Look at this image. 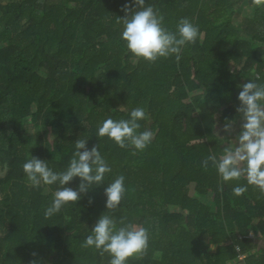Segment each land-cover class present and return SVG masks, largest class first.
<instances>
[{
    "label": "trees",
    "instance_id": "16d2710c",
    "mask_svg": "<svg viewBox=\"0 0 264 264\" xmlns=\"http://www.w3.org/2000/svg\"><path fill=\"white\" fill-rule=\"evenodd\" d=\"M124 3L0 0V264H109L108 253L81 247L102 214L148 228L147 249L128 264H264V248L250 238L257 231L264 239V192L248 185L236 196L245 177L224 183L211 162L202 166L231 146L218 127L242 120L247 67L264 83L255 55L264 50V0H145L169 31L182 18L200 30L179 61L153 63L121 39ZM243 3L253 11L250 39L232 21ZM137 107L147 113L139 131L154 132L145 150L96 137L104 119H127ZM77 139L99 145L112 168L105 184L123 175L126 193L110 212L100 185L45 218L56 186L29 187L22 165L30 153L63 171ZM191 185L210 202L192 196Z\"/></svg>",
    "mask_w": 264,
    "mask_h": 264
},
{
    "label": "clouds",
    "instance_id": "9594fccd",
    "mask_svg": "<svg viewBox=\"0 0 264 264\" xmlns=\"http://www.w3.org/2000/svg\"><path fill=\"white\" fill-rule=\"evenodd\" d=\"M123 17H118L122 24L121 39L128 52L138 60L149 63L170 56L180 60V53L185 45L195 43L200 30L189 19L182 18L175 31L164 26V16L155 10L153 4L145 0H125L121 7ZM259 80V76L256 77ZM238 93L242 123L236 135V144L223 149L217 157L210 155L202 161L207 168L209 162L216 168L224 183L246 178V185L233 188V194L242 195L251 185L264 192V83L253 79L243 84ZM147 119L143 107L132 109L127 119H104L97 128V138H107L121 149L131 146L136 151L145 150L154 138L150 130L139 131L140 121ZM223 131H231V122L223 125ZM84 139H77L68 165L63 171H55L46 160L30 156L22 165L23 176L28 186L45 190L56 186L52 199L44 209V217L52 218L70 204H75L82 194L105 185V208L115 212L121 205L126 193L125 177L117 176L111 183L105 184L106 176L112 168L102 155L99 145L90 150ZM74 178L80 183L76 189L66 187ZM81 245L106 252L110 256L109 264H128L129 258L141 255L149 244V230L143 226L126 224L112 214H102L89 230Z\"/></svg>",
    "mask_w": 264,
    "mask_h": 264
},
{
    "label": "rangeland",
    "instance_id": "374dc122",
    "mask_svg": "<svg viewBox=\"0 0 264 264\" xmlns=\"http://www.w3.org/2000/svg\"><path fill=\"white\" fill-rule=\"evenodd\" d=\"M252 8L248 6L246 3H243L241 7L238 9L235 16L232 18L233 24L236 26L238 30V36L240 39H250L251 33H252V27H251V18H252ZM255 47V46H254ZM255 55L261 56V58L264 59V50H261L257 52ZM232 70H237L236 68L232 67ZM254 73V69H252L250 66L247 67L246 73L244 76V84L248 83L252 80V76ZM242 123V120H240L237 124H231V131L225 132L223 131V127H218V134L225 139L227 142H229L231 145L232 143L236 144V135L240 130V125ZM30 135L34 141H36L37 133L36 129L29 128ZM191 195L195 197H199L194 192V185H191ZM201 201L203 202H210L209 198L206 197H199ZM254 236V235H253ZM254 240L255 238L252 237ZM260 248H264V243H260ZM236 264H241V262L237 261Z\"/></svg>",
    "mask_w": 264,
    "mask_h": 264
},
{
    "label": "crops",
    "instance_id": "0c3cea01",
    "mask_svg": "<svg viewBox=\"0 0 264 264\" xmlns=\"http://www.w3.org/2000/svg\"><path fill=\"white\" fill-rule=\"evenodd\" d=\"M254 235V236H253ZM258 234H257V231L256 232H252V234L250 235V236H252V237H254L255 239H256V242H259V243H264V239H261L260 241L258 240V236H257ZM251 238V237H250ZM252 239V238H251ZM239 262H241V260L239 261ZM231 264H236V262H234V263H231ZM241 264H243L242 262H241Z\"/></svg>",
    "mask_w": 264,
    "mask_h": 264
},
{
    "label": "built area",
    "instance_id": "2783aa9c",
    "mask_svg": "<svg viewBox=\"0 0 264 264\" xmlns=\"http://www.w3.org/2000/svg\"><path fill=\"white\" fill-rule=\"evenodd\" d=\"M252 238V236H250ZM243 257L240 258V260L242 261Z\"/></svg>",
    "mask_w": 264,
    "mask_h": 264
}]
</instances>
